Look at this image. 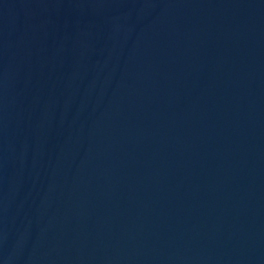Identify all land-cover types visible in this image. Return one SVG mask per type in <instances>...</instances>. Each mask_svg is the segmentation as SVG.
Wrapping results in <instances>:
<instances>
[{
  "label": "water",
  "instance_id": "95a60500",
  "mask_svg": "<svg viewBox=\"0 0 264 264\" xmlns=\"http://www.w3.org/2000/svg\"><path fill=\"white\" fill-rule=\"evenodd\" d=\"M0 264H264V0H0Z\"/></svg>",
  "mask_w": 264,
  "mask_h": 264
}]
</instances>
